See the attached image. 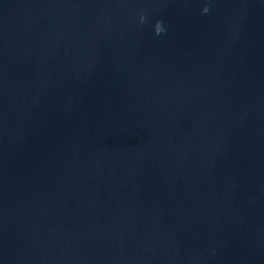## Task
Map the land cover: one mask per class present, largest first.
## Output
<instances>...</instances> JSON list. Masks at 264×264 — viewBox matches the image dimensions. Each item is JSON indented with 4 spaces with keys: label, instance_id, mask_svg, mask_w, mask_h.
<instances>
[{
    "label": "water",
    "instance_id": "95a60500",
    "mask_svg": "<svg viewBox=\"0 0 264 264\" xmlns=\"http://www.w3.org/2000/svg\"><path fill=\"white\" fill-rule=\"evenodd\" d=\"M0 264H264V0H0Z\"/></svg>",
    "mask_w": 264,
    "mask_h": 264
},
{
    "label": "clouds",
    "instance_id": "9594fccd",
    "mask_svg": "<svg viewBox=\"0 0 264 264\" xmlns=\"http://www.w3.org/2000/svg\"><path fill=\"white\" fill-rule=\"evenodd\" d=\"M208 11H209V9H208L207 7H205V8L203 9V12H205V13H207ZM162 30H163V29L161 28L160 24L158 23V24H157V27H156V32H157V34H159Z\"/></svg>",
    "mask_w": 264,
    "mask_h": 264
}]
</instances>
